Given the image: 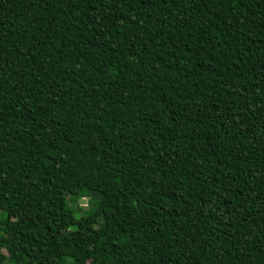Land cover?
<instances>
[{"label":"trees","instance_id":"trees-1","mask_svg":"<svg viewBox=\"0 0 264 264\" xmlns=\"http://www.w3.org/2000/svg\"><path fill=\"white\" fill-rule=\"evenodd\" d=\"M0 264H264V0H0Z\"/></svg>","mask_w":264,"mask_h":264},{"label":"rangeland","instance_id":"rangeland-1","mask_svg":"<svg viewBox=\"0 0 264 264\" xmlns=\"http://www.w3.org/2000/svg\"><path fill=\"white\" fill-rule=\"evenodd\" d=\"M78 203H79V205H80L81 207L84 208V207L86 206V205H85V204H86V198L79 200ZM59 230H62V229L59 228Z\"/></svg>","mask_w":264,"mask_h":264}]
</instances>
